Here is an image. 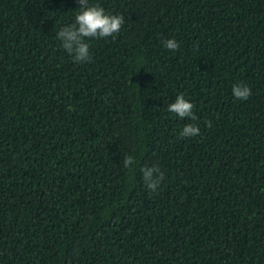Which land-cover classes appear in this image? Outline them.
I'll list each match as a JSON object with an SVG mask.
<instances>
[{"label": "trees", "instance_id": "obj_1", "mask_svg": "<svg viewBox=\"0 0 264 264\" xmlns=\"http://www.w3.org/2000/svg\"><path fill=\"white\" fill-rule=\"evenodd\" d=\"M89 3L125 23L82 63L78 0H0V264H264V0Z\"/></svg>", "mask_w": 264, "mask_h": 264}, {"label": "clouds", "instance_id": "obj_2", "mask_svg": "<svg viewBox=\"0 0 264 264\" xmlns=\"http://www.w3.org/2000/svg\"><path fill=\"white\" fill-rule=\"evenodd\" d=\"M78 4L80 10L75 15L74 23L62 27L57 33V39L74 61L87 63L91 62L92 56L85 38H115V34L120 32L125 23V17L106 13L103 7L98 4H90L89 0H78ZM163 46L171 51H176L180 47L175 38L165 40ZM231 91L237 100H247L252 95L250 87L243 83H235ZM193 108V103L185 99L183 94H178L174 102L168 104L167 110L181 119L195 120ZM207 126L211 127V123L208 122ZM198 135H200L199 127L191 123L185 124L180 132L181 137ZM133 162L134 158L131 155L124 157V167H129ZM140 171L145 186L155 192L164 180L163 172L155 166H145Z\"/></svg>", "mask_w": 264, "mask_h": 264}]
</instances>
